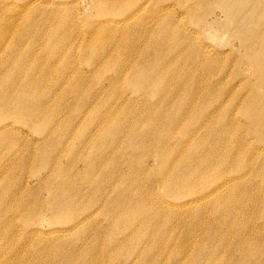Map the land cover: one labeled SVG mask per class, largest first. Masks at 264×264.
I'll return each instance as SVG.
<instances>
[{
    "label": "rangeland",
    "instance_id": "374dc122",
    "mask_svg": "<svg viewBox=\"0 0 264 264\" xmlns=\"http://www.w3.org/2000/svg\"><path fill=\"white\" fill-rule=\"evenodd\" d=\"M262 78L264 0H0V264H264Z\"/></svg>",
    "mask_w": 264,
    "mask_h": 264
},
{
    "label": "bare ground",
    "instance_id": "6f19581e",
    "mask_svg": "<svg viewBox=\"0 0 264 264\" xmlns=\"http://www.w3.org/2000/svg\"><path fill=\"white\" fill-rule=\"evenodd\" d=\"M249 55H250V54H249ZM249 55H248V56H249ZM251 55H252V54H251ZM255 57H256V56H255ZM249 58H250V57H249ZM255 59H256V58H255ZM253 61H254V59H253ZM5 62H6V61H5ZM18 63H19V62H18ZM251 63H252V61H251ZM252 65H253V64H252ZM213 66H215V65H213ZM16 67H17V66H16ZM14 68H15V67H14ZM209 68H210V65H209ZM6 69H7V68H6ZM15 69H16V68H15ZM212 69H213V67H212ZM219 69H220V68H219ZM223 69H224V68H223ZM259 70H260V67H259ZM10 72H11V71H10ZM14 73H15V71L12 72V74H14ZM211 73H212V72H211ZM35 75H36V74H35ZM9 76L13 78L14 75L11 76V73H10ZM20 76H21V75H20ZM187 76H188V75H187ZM10 77H9V79H10ZM37 78H38V76H37ZM6 79H7V78H6ZM20 79H21V78H20ZM20 79H19V81H20ZM35 79H36V77H35ZM23 80H24V81H27L26 78L22 79V81H23ZM37 80H38V79H37ZM261 80L264 81V78H262ZM0 81H1V80H0ZM3 81H4V80H3ZM6 81H7V80H6ZM33 82H34V81H33ZM36 82H37V81H36ZM0 83H1V82H0ZM9 83H11V82H9ZM21 83H22V82H21ZM34 83H35V82H34ZM130 83H131V82H130ZM141 83H142V82H141ZM35 85H36V83H35ZM35 85H34V86H35ZM53 85H54V84H53ZM22 87H23V86H22ZM35 87H36V86H35ZM71 87H72V86H71ZM78 87H79V86H78ZM29 88H30V87H29ZM44 88H45V87H44ZM68 88H69V87H68ZM22 89H23V88H22ZM195 90H196V89H195ZM26 91H27V90H26ZM26 91H24V92H25V95H26ZM30 91H31V89H30ZM33 91H34V89L32 90V92H33ZM71 91H72V88H71ZM75 91H77V90H75ZM75 91H74V92H75ZM5 93H6V91H5ZM154 94H155V93H154ZM156 94H157V93H156ZM156 94H155V95H156ZM40 95H41V94H40ZM146 95H147V94H146ZM155 95H154V96H155ZM20 96H23V94H20ZM27 96H29V95L27 94ZM30 96H33V95H30ZM0 97H2V95H1ZM24 97H26V96H24ZM34 97H35V96H34ZM14 98H15V97H14ZM16 98H17V100L19 99V102H21V99H20V98H18V97H16ZM61 98H62V97H61ZM61 98H60V99H61ZM137 98H138V97H137ZM9 99H10V98H9ZM32 99H33V98H32ZM62 99H63V98H62ZM64 99H65V98H64ZM185 99H186V98H185ZM22 100H23V98H22ZM25 100H26V99H25ZM25 100H24L23 102H25ZM27 100H28V99H27ZM29 100H30V98H29ZM147 100H148V99H147ZM0 101H2V100H0ZM48 101H49V100H48ZM139 101H140V100H139ZM143 101H144V100H143ZM16 102H17V101H16ZM16 102H15V103H16ZM23 102H22V103H23ZM27 102H28V101H27ZM200 103H201V102H200ZM1 104L4 105L2 102H1ZM6 104H7V103H6ZM25 104H27V103H23V104H21V106L24 105L25 108H27V107H26L27 105H25ZM30 104H31V100H30V102H29V106H30ZM33 104H34V103H33ZM13 105H14V104H13ZM13 105H12V106H13ZM19 105H20V103H19ZM35 105H36V104H35ZM46 105H47V104H46ZM89 105H91V104H89ZM14 106H17V104H15ZM31 106H33V105H31ZM52 106H53V105H52ZM204 106H205V105H204ZM5 107L7 108V105H5ZM18 107H19V106H18ZM18 107H17V108H18ZM37 107H38V106H37ZM194 107H195V106H194ZM6 108H5V109H6ZM8 108H9V107H8ZM14 108H15V107H14ZM23 108H24V107H23ZM31 108H32V107H31ZM40 108H41V107H40ZM21 109H22V108H21ZM33 109H34V108H33ZM36 109H37V110H40V109H38V108H36ZM42 109H43V108H42ZM42 109H41V111H42ZM44 109H45V108H44ZM2 110H4V108H2ZM9 110H10V108H9ZM23 110H24V109H23ZM28 110H30V109L28 108ZM31 110H32V109H31ZM31 110H30V111H31ZM195 110H196V109H195ZM197 110H198V109H197ZM30 111H28L27 113H30V114H31L32 112H30ZM33 111H34V110H33ZM41 111H40V112H41ZM25 112H26V111H25ZM42 112H43V111H42ZM38 113H39V112H38ZM38 113H36V115H35L34 113H33V114H34L35 116H37ZM23 114H24V113H23ZM25 114H26V113H25ZM157 114H158V113H157ZM3 115H4V114H3ZM42 115H43V114H42ZM51 115H52V116H55L54 114H51ZM35 116H34V118H35ZM39 116H40V115H39ZM152 116H153V115H152ZM28 117H29V114H28ZM42 117H43V116H42ZM22 118H23V117H22ZM38 118H39V117H38ZM40 118H41V117H40ZM17 119H18V118H17ZM50 119H51V118H50ZM52 119H53V118H52ZM143 121H144V119H143ZM146 122H147V120H146ZM39 123H41V122H39ZM69 123H70V122H69ZM144 123H145V122H144ZM5 125H6V124H5ZM144 125H146V123L143 124V126H144ZM251 125H252V124H251ZM116 127H118V126H116ZM148 127H149V126H148ZM166 127H167V126H166ZM46 128H47V127H46ZM199 128H200V127H199ZM141 133H142V132H141ZM66 140H67V139H66ZM158 144H159V143H158ZM196 145H197V144H196ZM198 147H199V146H198ZM195 149H196V148H195ZM155 152L157 153L158 151H155ZM189 154H190V153H189ZM167 155H168V154H167ZM183 156H185V155H183ZM162 158H163V156H162ZM164 158H165V157H164ZM164 158H163V160L166 159V158H165V159H164ZM189 158H190V155L188 156V159H189ZM183 159H185V158L182 157V159H180V160L183 161ZM182 161H180V162H182ZM186 161H187V159H186ZM56 163H57V162H56ZM163 163H164V162H163ZM165 163H166V162H165ZM170 163H171V161H170ZM177 163H178V161H177ZM182 164H184V163H181V165H182ZM52 166H53V165H52ZM169 166H170V164H169ZM169 166H168V167H169ZM172 166H173V165H172ZM172 166H171L170 168H172ZM174 166H175V165H174ZM178 167H179V166H178ZM47 168H48V167H47ZM163 168H164V167H163ZM180 168H181V167H180ZM49 169H50V168H49ZM176 169H177V167H176ZM174 171H175V170L173 169V172H174ZM60 174H61V173H60ZM173 174H174V173H173ZM204 175H205V174H204ZM170 176H171V175H170ZM187 178H189V176H188ZM170 180H171V179H170ZM174 180H175V179H173V181H174ZM166 181H167V180H166ZM185 181H186V179H185ZM171 182H172V181H171ZM175 182L177 183V179H176ZM168 183H170V181H169ZM182 183H183V181H182ZM184 183L186 184V182H184ZM165 184H167V182H166ZM185 184H184V185H185ZM175 186H177V185H175ZM196 186H197V185H196ZM199 186H200V184H199ZM205 186H206V184H205ZM67 188H68V187H67ZM196 188H198V187H196ZM60 189H61V188H60ZM185 189H186V188H185ZM187 190H188V189H187ZM70 196H71V194H70ZM70 196H69V199H70V201H71V197H70ZM79 196H80V195H79ZM77 198H78V197H77ZM63 201H64V200H63ZM80 201H81V200H80ZM166 202H167V201H166ZM62 203H63V202H62ZM28 204H29V203H28ZM35 204H36V203H35ZM69 204H72V203H69ZM80 204H81V203H80ZM31 206H32V205H31ZM31 206H30V207H31ZM36 206H37V205H36ZM42 206H43V205H42ZM71 206H72V205H71ZM75 206H76V205H75ZM75 206H74V207H75ZM107 206H110V205H107ZM63 207H64V206H63ZM74 207L71 209V211H73ZM78 207H79V206H78ZM35 208H36V207H35ZM84 208H86V207H84ZM102 208H103V207H102ZM69 209H70V208H69ZM75 209H76V208H75ZM103 209H104V208H103ZM220 209H221V208H220ZM55 210H56V209H55ZM140 210H141V209H140ZM69 212H70V211H69ZM137 212H138V211H137ZM61 213H62V212H61ZM64 213H66V212H64ZM103 213H104V212H103ZM112 214H113V213H112ZM113 215H114V214H113ZM109 216H110V215H109ZM115 217H116V216H115ZM130 218H131V217H130ZM165 220H166V219H165ZM163 221H164V220H163ZM112 222H113V221H112ZM111 224H112V223H111ZM114 225H115V222H114ZM110 227H111V226H110ZM108 228H109V227H108ZM115 230H116V229H115ZM141 231H142V230H141ZM209 233H210V232H209ZM209 233H208V234H209ZM212 236H213V235H212ZM118 240H119V239H118ZM144 241H146V240H144ZM118 242H119V241H118ZM151 243H152V242H151ZM151 245H152V244H151ZM153 245H154V243H153ZM125 246H126V245H125ZM201 249H202V248H201ZM162 250H163V249H162ZM242 250H243V249H242ZM242 250H241V251H242ZM163 251H164V250H163ZM86 252H87V251H85L84 253H86ZM89 252H90V251H89ZM199 252H200V251H199ZM84 253H83V254H84ZM201 253H202V252H200V254H201ZM87 254H88V253H87ZM147 255H148V254H147ZM134 256H136V255H134ZM198 256H199V255H198ZM145 259H146V258H145ZM146 260H147V259H146ZM139 261H140V260H139ZM144 262H145V261H144ZM142 264H143V262H142ZM233 264H234V263H233ZM237 264H238V263H237Z\"/></svg>",
    "mask_w": 264,
    "mask_h": 264
}]
</instances>
